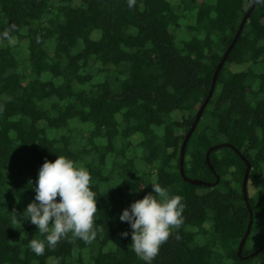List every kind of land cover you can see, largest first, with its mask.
Returning a JSON list of instances; mask_svg holds the SVG:
<instances>
[{
	"label": "trees",
	"instance_id": "obj_1",
	"mask_svg": "<svg viewBox=\"0 0 264 264\" xmlns=\"http://www.w3.org/2000/svg\"><path fill=\"white\" fill-rule=\"evenodd\" d=\"M254 3L184 147L185 177L219 180L192 183L181 144ZM12 24L14 43L0 42V264H145L118 214L150 181L185 205L152 264H264V248L251 254L264 243V3L0 0V30ZM56 154L91 174L96 236L37 256L28 241L43 234L20 213L34 197L28 181ZM241 154L252 223L238 255L250 219Z\"/></svg>",
	"mask_w": 264,
	"mask_h": 264
},
{
	"label": "clouds",
	"instance_id": "obj_2",
	"mask_svg": "<svg viewBox=\"0 0 264 264\" xmlns=\"http://www.w3.org/2000/svg\"><path fill=\"white\" fill-rule=\"evenodd\" d=\"M260 2L264 3V0ZM126 3L131 9L136 0H126ZM15 27L12 24L0 30V42L14 43L10 33ZM28 182L34 188V197L20 213V220H29L43 234V239L28 241L30 251L41 256L46 246L53 249L62 239L79 238L91 242L95 238L98 194L90 187L91 174L86 167L77 166L72 159L56 154L54 160L45 158L38 167L35 184L31 180ZM150 184V191L131 201L118 214L119 220L127 222L131 230L122 231L120 235H130L131 250L145 264H152L171 228L183 222L185 207L179 193L170 192L155 181ZM144 186L142 183L133 190L139 191Z\"/></svg>",
	"mask_w": 264,
	"mask_h": 264
},
{
	"label": "water",
	"instance_id": "obj_3",
	"mask_svg": "<svg viewBox=\"0 0 264 264\" xmlns=\"http://www.w3.org/2000/svg\"><path fill=\"white\" fill-rule=\"evenodd\" d=\"M254 5H255V3L252 6H250V8H248V10L244 13L234 37L232 38L229 46L226 48L224 54L222 55L221 59L219 60L218 64L216 65L215 70H214L213 75H212L211 87L209 89V92H208L207 96L204 98V100H203L202 104L200 105L199 109L197 110V112L195 114V118H194L189 130L187 131V133L185 135V138H184V140H183V142L181 144V150H180V172L183 175L184 179H186V180H188V181H190L192 183L212 185L214 183H217V181L219 180V175L218 174L216 175V180L214 182H209V181L202 180V179H199V178H188V177H185L184 176V172H183V167H182V158H183V153H184V147H185L187 139L189 138L192 130L194 129V127L196 125V122L198 121V119H199V117H200V115H201V113H202V111L204 109L205 104L207 103V101L209 100V98H210V96L212 94L213 86H214V83H215V79H216L217 73H218L220 67L222 66V63H223L224 59L226 58L228 52L230 51V49L234 45L237 37L239 36V34L241 32V29H242V27H243L248 15H249V13L251 12L252 8L254 7ZM222 144L223 143L215 144L214 147H217V146L222 145ZM212 148H213V146L209 147L208 150L206 151L205 159H206V162H207L208 166L213 170V167H212L210 159H209V153L212 150ZM241 157L245 161V170H244V175H243V178H242V196H243V198L245 200L247 208L250 211V219L248 221L246 230H245V232H244V234H243V236H242V238H241V240H240V242L238 244V247H237V254L238 255L241 254L242 245H243V243H244V241H245V239H246V237H247V235L249 233V230H250V227H251V223H252L251 208H250V205H249V203L247 201V192H246V183H247V180H248V172H249V169H250L251 165H250L249 160H247L242 154H241ZM263 248H264V243H262L259 246V248L256 251L252 252L251 254L258 252V251H260Z\"/></svg>",
	"mask_w": 264,
	"mask_h": 264
},
{
	"label": "rangeland",
	"instance_id": "obj_4",
	"mask_svg": "<svg viewBox=\"0 0 264 264\" xmlns=\"http://www.w3.org/2000/svg\"><path fill=\"white\" fill-rule=\"evenodd\" d=\"M174 37H175V40L180 43L184 38H186L188 36V33L186 31H183L182 28H178V30H176L174 32ZM142 166V164H141ZM261 228V227H260ZM261 235V234H260ZM262 236V235H261Z\"/></svg>",
	"mask_w": 264,
	"mask_h": 264
}]
</instances>
